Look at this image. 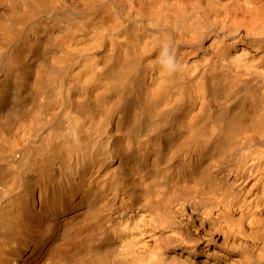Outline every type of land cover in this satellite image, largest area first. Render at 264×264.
Masks as SVG:
<instances>
[{
    "label": "bare ground",
    "instance_id": "obj_1",
    "mask_svg": "<svg viewBox=\"0 0 264 264\" xmlns=\"http://www.w3.org/2000/svg\"><path fill=\"white\" fill-rule=\"evenodd\" d=\"M0 264H264V0H0Z\"/></svg>",
    "mask_w": 264,
    "mask_h": 264
}]
</instances>
